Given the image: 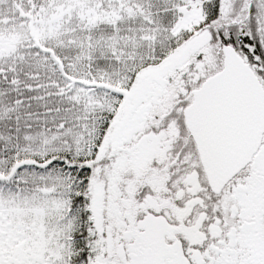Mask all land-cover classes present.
I'll return each instance as SVG.
<instances>
[{
    "label": "snow or ice",
    "instance_id": "1",
    "mask_svg": "<svg viewBox=\"0 0 264 264\" xmlns=\"http://www.w3.org/2000/svg\"><path fill=\"white\" fill-rule=\"evenodd\" d=\"M0 264H264V0H0Z\"/></svg>",
    "mask_w": 264,
    "mask_h": 264
}]
</instances>
